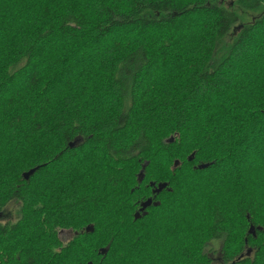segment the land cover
I'll list each match as a JSON object with an SVG mask.
<instances>
[{
	"label": "trees",
	"instance_id": "1",
	"mask_svg": "<svg viewBox=\"0 0 264 264\" xmlns=\"http://www.w3.org/2000/svg\"><path fill=\"white\" fill-rule=\"evenodd\" d=\"M218 1L0 0V264H264V11Z\"/></svg>",
	"mask_w": 264,
	"mask_h": 264
},
{
	"label": "rangeland",
	"instance_id": "2",
	"mask_svg": "<svg viewBox=\"0 0 264 264\" xmlns=\"http://www.w3.org/2000/svg\"><path fill=\"white\" fill-rule=\"evenodd\" d=\"M218 3L224 4L226 7L231 8L232 10H234L235 12L239 14L240 23L237 25V27L247 24L249 22H252L255 18L260 16L264 11V9H261L255 12L241 10L235 5L234 0H220L218 1ZM233 33H236V32L233 31L232 34ZM20 211H21L20 204L17 202H12L4 209L3 213L1 214L0 221L2 223H6L8 221L15 222L20 217V213H21ZM72 236H73V233L71 231L63 230L60 232V237L64 243L68 242L69 239L72 238ZM219 249H220V244L217 242H214L208 246L206 251L210 256L217 257Z\"/></svg>",
	"mask_w": 264,
	"mask_h": 264
},
{
	"label": "water",
	"instance_id": "3",
	"mask_svg": "<svg viewBox=\"0 0 264 264\" xmlns=\"http://www.w3.org/2000/svg\"><path fill=\"white\" fill-rule=\"evenodd\" d=\"M193 160H194V154L192 155V157L189 158V161H193ZM179 164H180V161L177 160L175 162L174 167H178ZM145 168H146V165L143 166V169L140 171V173L138 175V179H139L140 182H142L144 180V178H145V174H144ZM203 168H206V165L205 166H202V165L199 166V169H203ZM33 172L34 171H31L30 173L25 174L24 177L26 179H29V176L31 174H33ZM150 186L154 189L153 190V194L156 196V195L160 194L161 192H163L165 189L168 188V183L164 182V183L156 184L154 182H151ZM152 205L155 206V207H158L160 205V203L159 202H154L153 198H149L146 201L142 202L140 211L136 212V214H135V219H140L142 216H145L147 214L148 208H150ZM258 230H261V228L259 227ZM93 231H94V226H92V225H90L86 229L87 233H92ZM249 234L253 235V236L256 235V228L253 225L250 226ZM108 251H109L108 248H103V249L100 250V253L102 255H106L108 253ZM250 254H251V250L248 252V255H250ZM89 264H93V263L90 262Z\"/></svg>",
	"mask_w": 264,
	"mask_h": 264
},
{
	"label": "flooded vegetation",
	"instance_id": "4",
	"mask_svg": "<svg viewBox=\"0 0 264 264\" xmlns=\"http://www.w3.org/2000/svg\"><path fill=\"white\" fill-rule=\"evenodd\" d=\"M153 188H152V192H153ZM154 195V194H153ZM153 206V205H152ZM140 208H141V206H139V208H138V210H140ZM220 248H221V246H220ZM250 251V250H249ZM252 253V252H251ZM251 255V254H250ZM211 258L214 260V263H216V264H225V262H224V260H223V258H222V255H221V253H220V249H219V252H218V256L217 257H212L211 256Z\"/></svg>",
	"mask_w": 264,
	"mask_h": 264
}]
</instances>
